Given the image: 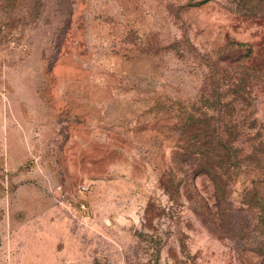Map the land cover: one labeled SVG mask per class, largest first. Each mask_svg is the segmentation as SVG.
<instances>
[{"label":"rangeland","instance_id":"1","mask_svg":"<svg viewBox=\"0 0 264 264\" xmlns=\"http://www.w3.org/2000/svg\"><path fill=\"white\" fill-rule=\"evenodd\" d=\"M200 1L0 0V264H264L259 174L231 186L229 229L206 176L209 210L162 188L200 56L239 40L264 61V0Z\"/></svg>","mask_w":264,"mask_h":264},{"label":"trees","instance_id":"2","mask_svg":"<svg viewBox=\"0 0 264 264\" xmlns=\"http://www.w3.org/2000/svg\"><path fill=\"white\" fill-rule=\"evenodd\" d=\"M249 8L257 11L250 4L241 10ZM253 52L251 43L229 40L215 54L200 56L208 69V96L200 98L201 106L181 111V119L172 123L178 138L162 188L170 199L181 196L184 188L189 198L209 210L193 183L197 176H206L213 185L221 225L229 229L235 221L231 186L246 174H259L251 178L250 186L244 185L243 194L249 208L258 209L253 225L264 233V124L251 108L255 87L264 82V61L252 62Z\"/></svg>","mask_w":264,"mask_h":264}]
</instances>
